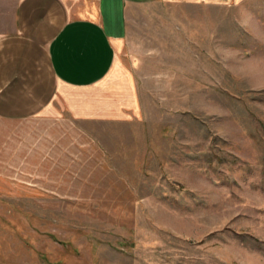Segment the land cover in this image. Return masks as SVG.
<instances>
[{
  "label": "rangeland",
  "instance_id": "1",
  "mask_svg": "<svg viewBox=\"0 0 264 264\" xmlns=\"http://www.w3.org/2000/svg\"><path fill=\"white\" fill-rule=\"evenodd\" d=\"M122 62L0 117V264H264V0L140 3Z\"/></svg>",
  "mask_w": 264,
  "mask_h": 264
},
{
  "label": "crops",
  "instance_id": "2",
  "mask_svg": "<svg viewBox=\"0 0 264 264\" xmlns=\"http://www.w3.org/2000/svg\"><path fill=\"white\" fill-rule=\"evenodd\" d=\"M154 1L0 0V117L113 110L103 83L123 65L132 10Z\"/></svg>",
  "mask_w": 264,
  "mask_h": 264
}]
</instances>
